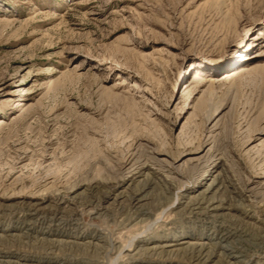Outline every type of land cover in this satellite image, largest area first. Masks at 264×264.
Listing matches in <instances>:
<instances>
[{
	"label": "rangeland",
	"instance_id": "1",
	"mask_svg": "<svg viewBox=\"0 0 264 264\" xmlns=\"http://www.w3.org/2000/svg\"><path fill=\"white\" fill-rule=\"evenodd\" d=\"M0 120V264H264V0H0Z\"/></svg>",
	"mask_w": 264,
	"mask_h": 264
},
{
	"label": "bare ground",
	"instance_id": "2",
	"mask_svg": "<svg viewBox=\"0 0 264 264\" xmlns=\"http://www.w3.org/2000/svg\"><path fill=\"white\" fill-rule=\"evenodd\" d=\"M234 74H236L233 70H231V71H226V72H224V73H222V74H220L219 76H217V77H214L212 80H213V82L214 81H216V82H219V81H223V80H225V79H228V78H231V76L232 75H234ZM200 78V76H196L194 79H199ZM225 81H227V80H225ZM2 122H4V121H1L0 120V124L2 123ZM145 163V162H144ZM148 165V164H147ZM149 168H151V166L149 167ZM158 171V170H157ZM165 177V176H164ZM222 177V176H221ZM225 177V176H224ZM223 177V178H224ZM226 181V180H225ZM108 182V181H107ZM215 182H216V178H214L213 179V181H211L208 185H207V187H206V190H211L212 188H213V186H214V184H215ZM165 183V182H164ZM102 184V183H101ZM100 184V185H101ZM104 184V183H103ZM105 185V184H104ZM164 185V184H163ZM96 186V185H95ZM97 188V187H96ZM145 188H147V186L146 185H144L143 187H141V188H138L134 193L132 192V194H131V196H130V198H133V199H136L137 198V196L138 195H140L141 194V192L145 189ZM168 188H169V185H168ZM98 189V188H97ZM163 190H164V188H162ZM235 189H236V187H235ZM162 190V191H163ZM169 190V189H168ZM226 190H227V188H226ZM230 190V189H229ZM232 193V192H231ZM128 196H129V194H127ZM201 199V198H200ZM193 200V199H192ZM223 200V199H222ZM92 201V200H91ZM200 203V202H199ZM203 203V202H202ZM193 205H194V203H193ZM195 206H197V205H195ZM200 206V205H199ZM198 206V207H199ZM201 207V206H200ZM209 207V206H208ZM197 208V207H196ZM229 231V230H228ZM236 231V230H235ZM227 232V231H226ZM235 233V232H234ZM223 235V234H222ZM259 235V234H258ZM226 236V235H225ZM228 236V235H227ZM261 238V237H260ZM244 239V238H243ZM263 239V238H262ZM260 240V239H259ZM261 241V240H260ZM242 243V242H241ZM245 243V242H244ZM239 245V244H238ZM242 246H243V244H242ZM241 246V247H242ZM245 247V246H244ZM243 248V247H242ZM242 251V250H241ZM185 253V252H184ZM211 253V252H210ZM210 253H208V254H206L205 256H208V257H210ZM189 254H190V256L191 257H194V258H197V259H200L202 256H203V254H204V246H201V247H199L198 249L197 248H194V249H192L190 252H189ZM8 264V263H7ZM11 264H13V262H11ZM16 264V263H15Z\"/></svg>",
	"mask_w": 264,
	"mask_h": 264
}]
</instances>
